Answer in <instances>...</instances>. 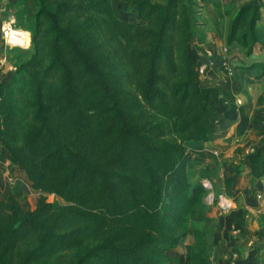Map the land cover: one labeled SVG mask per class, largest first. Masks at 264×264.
<instances>
[{"label": "trees", "instance_id": "obj_1", "mask_svg": "<svg viewBox=\"0 0 264 264\" xmlns=\"http://www.w3.org/2000/svg\"><path fill=\"white\" fill-rule=\"evenodd\" d=\"M117 2L137 20L118 17L114 0H35L22 16L32 45L9 49L0 150L41 194L31 211L0 200V264H213L217 221L201 182L214 175L188 170L219 117L191 57L197 2ZM262 9L252 0L231 22L227 43L247 57L264 52ZM244 162L264 179V146ZM190 228V250L173 255Z\"/></svg>", "mask_w": 264, "mask_h": 264}, {"label": "crops", "instance_id": "obj_2", "mask_svg": "<svg viewBox=\"0 0 264 264\" xmlns=\"http://www.w3.org/2000/svg\"><path fill=\"white\" fill-rule=\"evenodd\" d=\"M34 2L35 0H0V84L7 82L13 73L9 49L14 47L2 38V22L10 18L16 22L22 19L23 28L19 29L26 32V35H22V40L18 41L23 46L17 48L28 49L32 45V33L26 28L27 22L23 18L35 14ZM196 2L192 8L196 38L191 57L198 67L208 65V70L200 82L207 103L215 109L219 117L213 126L214 139L203 147L189 150L188 170L195 175L194 181H198L201 169L209 167L214 175L212 181L215 190L235 199H245V194L252 184L258 194H264V179L254 181L249 165L244 162L249 153L264 145V132L258 131L259 120L264 121V75L260 68L253 66L264 62V52L246 57L245 53H239L242 47L237 42L229 45L227 43L233 18L252 0ZM263 24L264 9L261 10L259 26ZM197 47L203 49V52L198 51ZM225 47L229 49L227 56L223 54ZM229 67L233 68L232 73L229 72ZM237 100H241L243 105L239 106ZM215 151L220 152V157L215 156ZM229 164L239 168L237 183L236 170L233 165L230 168ZM23 174L20 169L12 166L6 153L0 150V200L4 195H12L20 202L25 197V185L34 196L41 194L30 187ZM220 174L226 177L220 178ZM12 178L16 180L13 182ZM257 200L255 208L249 206L251 217H241L242 208L230 215L216 217L217 234L213 264H229L228 260H235L237 264H257L256 242L264 239V211H261V214L257 211L262 210L264 203ZM34 208L35 204H32L31 210ZM214 213L215 211L213 216ZM256 232L263 235L258 236Z\"/></svg>", "mask_w": 264, "mask_h": 264}, {"label": "rangeland", "instance_id": "obj_3", "mask_svg": "<svg viewBox=\"0 0 264 264\" xmlns=\"http://www.w3.org/2000/svg\"><path fill=\"white\" fill-rule=\"evenodd\" d=\"M114 8H115V11H116V14L118 15V17H120L122 20H125V21H135V20H137V17H136V15L133 13V12H130V11H128V10H125V8L124 7H120L119 6V4H118V2H117V0H114ZM239 44V43H238ZM240 45V44H239ZM28 48H30V47H28ZM198 48V47H197ZM225 49H228L227 47H225L224 49H223V54H225L226 56L229 54V49H228V52L227 53H225L224 52V50ZM243 51V52H242ZM259 52H260V48L258 47V48H256L255 50H254V52H253V55H259ZM239 53H241V54H243V53H246V50L245 49H243L242 48V50L241 49H239ZM253 55H251V56H253ZM246 56V55H245ZM250 56V57H251ZM247 57V56H246ZM198 69V68H197ZM228 70L229 71H233V68H231V67H229L228 68ZM206 74V73H205ZM204 74V75H205ZM204 75H200L199 76V79H201ZM243 103V102H242ZM243 105V104H242ZM242 105H239V106H242ZM259 122H260V126H259V132H260V130L261 131H263L264 132V121L263 120H259ZM264 146V145H263ZM215 152H218V151H215ZM254 152V151H253ZM252 153V152H251ZM250 154V153H249ZM248 154V155H249ZM214 155V154H213ZM247 155V156H248ZM216 157H220V152H218V155H215ZM246 156V157H247ZM232 165H233V168H235V170L238 168L237 166L235 167L234 166V164H229V167L230 168H232ZM225 174V173H224ZM224 174H220V178H222V177H226ZM20 174H18V176H19ZM24 175V174H23ZM231 175L233 176V173H231ZM191 176H192V179L194 180V174H193V172H191ZM216 177H219V176H216ZM238 179H239V176H237L236 177V180H235V182L237 183V181H238ZM16 180V178H12V181L14 182ZM25 197L22 199V200H20V204H21V206L25 209V210H27V211H29V210H31L32 209V204H35V202H36V200H37V198H38V196H34L33 195V193L32 192H30V190H29V188L25 185ZM217 192V191H216ZM32 193V194H31ZM257 193V189H255V187L253 186V184H252V187L251 188H249V190H248V192L245 194V199H243V200H241V199H235V198H233V197H231L230 195H227V194H225V195H227L228 197H230V199H233L235 202H236V205H237V209L236 210H238V209H240V208H242L241 210H240V216L241 217H246V216H250L251 217V209L250 208H255L256 206H257V202H256V199H258L257 198V195H262L263 196V199L262 200H260L262 203H264V194H262V193H260V194H256ZM256 196V197H255ZM47 199H48V202H50V203H53V202H58V203H60V204H65V202L63 201V200H61V199H59V198H57V197H55V196H53V195H47ZM257 201H259V200H257ZM260 202V203H261ZM249 206H250V208H249ZM248 207V208H247ZM236 210H234V211H236ZM215 210L213 209V208H211V217H213V219H215L216 220V217H219V214H218V211H215V213H214V215L215 216H213L212 215V213L214 212ZM234 211H232L231 213H233ZM257 211H262V213H263V211H264V207L262 208V210L261 209H258ZM231 213H228V214H226V215H230ZM220 216H225V215H220ZM264 219V218H263ZM263 235L262 233H259V232H256V235ZM192 243H193V233H192V229L190 228V231H189V233H187L186 235H185V239H184V242L181 244V246L179 247V248H177V249H175L174 251H173V255H175V256H178V257H180V258H182V257H184L185 255H186V253L190 250V247H191V245H192ZM256 246H258V249H257V252H256V263L257 264H264V239H261V240H258L257 242H256ZM263 253H262V252ZM213 256H215V255H213ZM228 262H229V264H232L233 262H235L236 264H237V261H235V260H228Z\"/></svg>", "mask_w": 264, "mask_h": 264}, {"label": "built area", "instance_id": "obj_4", "mask_svg": "<svg viewBox=\"0 0 264 264\" xmlns=\"http://www.w3.org/2000/svg\"><path fill=\"white\" fill-rule=\"evenodd\" d=\"M1 34L2 38L6 43H9L13 45L14 47H20L23 46L18 41L22 40V35H26V32L20 30L16 26V20L13 18L7 19L2 22L1 25ZM11 48V47H10ZM225 53L228 52V49L224 50ZM208 70V65L203 64L200 65L197 69L199 76L204 75ZM232 73L231 71H229ZM238 105H242L241 100H237ZM215 155H218V152H214ZM203 188L206 189L207 194L205 197V203L213 208L215 211H218L219 215H226L228 213H231L232 211L237 209L236 202L233 199H230L227 195L224 193H217L214 187V183L212 180L204 179L201 182ZM258 200H262V195H257ZM261 214V211H259ZM232 264H236L233 262Z\"/></svg>", "mask_w": 264, "mask_h": 264}]
</instances>
